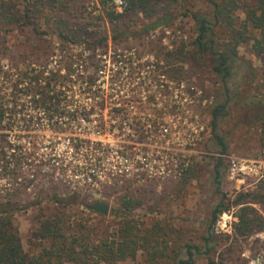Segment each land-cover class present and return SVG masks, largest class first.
Wrapping results in <instances>:
<instances>
[{"label":"trees","instance_id":"trees-1","mask_svg":"<svg viewBox=\"0 0 264 264\" xmlns=\"http://www.w3.org/2000/svg\"><path fill=\"white\" fill-rule=\"evenodd\" d=\"M71 1L0 0V34L4 38L19 31L24 35L22 44L30 49L23 52L24 59L19 58L6 69L0 56V171L9 185L0 187V264H110L133 259L138 253L145 255L146 264H196L201 257L214 263L212 255L219 243L215 224L219 215L231 207H237L231 225L235 237L263 230L264 187L239 193L233 199L221 188L226 168L221 155L228 152V140L217 126L218 120L228 116L232 106L236 107L243 121L258 127L259 139L264 143V0H123L125 6L121 12L113 9L112 0H98L114 32L113 40L148 34L160 26L169 27L178 18L191 22L190 35L186 40L180 39L179 47L166 58V64L178 61L179 66L168 69L172 74L182 71L180 76L185 77L184 65L194 60L195 65L206 67L204 69L221 82V93L210 108V146L216 149L217 155L211 157L209 179L215 199L208 205L203 233L197 239L183 240L173 227L167 231L157 222L142 226L143 222L133 218L130 212L140 206L143 198L130 193L125 192L117 199V227L102 230L97 235L81 220L73 225L69 222L64 206L74 203L75 195L64 199L54 194L53 205L42 206L33 231L40 239L39 249L32 252L23 248L13 215L30 206L24 196L34 180L21 168L29 164L40 172L51 159L48 153L35 157L34 161H23L32 156L37 144L36 138H32V129L42 124L39 119H44L46 125L58 127L55 131H65L62 125L66 121L60 122L62 118L75 120L93 110L94 104L86 111L87 106L81 103L80 96L85 94L94 101L96 98V78L81 80L78 77V84L77 79L73 80L75 68L71 55L64 54L65 62L58 70L46 69L41 64L32 66V60L26 64L28 56L35 55L37 62L41 60L39 54L49 45L44 38L46 30L38 26V19L48 18V14L50 19L53 17L54 31L59 38L95 44L91 36L96 32L70 19L76 9ZM139 14L146 22L139 30H131ZM241 47L254 54L260 66L241 55ZM48 54L54 55L52 51ZM62 69L64 73L59 72ZM3 83L9 84L10 91H2ZM76 85L78 93L74 90ZM184 127L179 126L180 130ZM12 131L18 132L11 139ZM92 158L82 160L92 165ZM58 165L64 169L72 167L63 158L58 159ZM188 178L186 176V180ZM252 204H258L261 211Z\"/></svg>","mask_w":264,"mask_h":264},{"label":"rangeland","instance_id":"rangeland-1","mask_svg":"<svg viewBox=\"0 0 264 264\" xmlns=\"http://www.w3.org/2000/svg\"><path fill=\"white\" fill-rule=\"evenodd\" d=\"M71 4L76 5V9L70 19L82 22L89 30H94L96 34L91 36V40L95 41V44L82 41L67 42L59 38L56 35L57 31H54L53 17L50 19V14H48L49 19L45 16L38 19V26L40 30H46L47 34L44 38L48 40L49 45L45 47V52L39 54L41 60L37 62L35 55L28 56L26 64L32 60V66L41 64L46 66V69L58 70L65 62L64 54L71 55L75 68L73 80H78V77L81 80L88 77L96 78V98L94 101L87 98L85 94L80 96L81 103L87 106L84 107L86 111L94 104L93 110L74 122L63 124L65 131H55L58 127L46 125L44 119H39L42 124L32 129V138H36L37 144L32 151V156L23 161H34L35 157L40 158L48 153L51 159L47 166L41 168L40 172L35 171L34 166L31 167L29 164H24L21 168L26 176L34 180L24 196L30 206L26 210L21 208L13 215V222L20 235L23 248L32 252L39 249L40 239L33 234V231L38 223V216L43 211L42 206L53 205L51 197L54 194L64 199L71 194L76 196L74 203H67L64 206L70 218L69 222L73 225L81 220L93 229L94 235L102 230L111 231L117 227L119 219L116 214L117 199L127 192L143 198L140 206L130 212L133 218L143 222L142 226H150L157 222L164 230L175 228L183 240L197 239L204 231L208 205L215 199L209 179L213 163L211 157L217 155L216 149L210 146L212 120L210 108L217 101L218 94L221 93V82L204 69L206 67L201 68L195 65L194 60L191 61L192 65H184L185 77L180 76L182 71H173L174 74L171 73L172 70L169 71L171 66H179L180 63L177 61L176 64H166V58L171 57L170 53L179 47L181 38L186 40L190 35L191 22L186 18H178L169 27L160 26L148 34L122 36L113 40L114 32L104 17L98 0H72ZM113 9L116 10L115 7ZM145 22L146 20L139 14L136 22L131 24V30H139ZM23 41L24 35L19 31L11 32L4 38L3 34H0V49H2L0 56H2L1 64L4 69L10 68V65H14L19 58L24 59L23 52L30 51L26 45L22 44ZM62 48L63 50L60 51ZM48 51H52L54 55L50 56L51 53L48 54ZM118 52L145 55L146 60L143 58L140 61L141 67H139L143 74H146L144 72L146 71V75L152 77L157 71H163L167 81L174 79L185 87L194 85L202 90L201 95L199 97L197 95L198 99L194 100L191 105H184L179 109L161 108L158 107L159 104L155 107L150 106V108L132 109L131 102H128L122 93L111 92L108 83L109 76L97 72L100 65L105 63L104 54L112 55ZM239 52L251 60L254 65L260 66V60L246 48L241 47ZM59 72L64 73V70ZM78 82L80 81L78 80L77 84ZM1 85L2 91H10L8 83ZM74 90L78 93L77 85ZM73 98L76 99V96ZM166 102L168 99H163L160 104ZM120 108H124L123 114L119 112ZM143 114L161 122L164 127L168 128L167 132L162 130L165 138L160 135L162 140L157 141L159 137H154L156 131L151 133L152 138L150 139H147L145 134H143L145 136L131 134L129 130L131 125L129 126L127 119ZM181 125L187 126L184 129L191 127L190 139H181L184 134L181 132L187 131L181 130L180 132L178 128ZM217 130L228 140V152L225 154L226 157H223L226 168L221 182L222 190L230 199H233L239 193L251 192L258 187H264V143L259 139L258 127L243 121L239 109L232 106L229 115L218 120ZM15 132L18 131L10 133L11 139ZM24 133L27 132H22ZM79 138L84 141L79 153L90 151L92 142L99 139L110 144L113 150L120 145L122 151H131L132 142H141L138 144L140 147L147 145L148 149L154 151L156 145L161 146L163 151L159 153V157L154 154L157 158L156 165L169 170L170 176L163 179L156 178L142 185L126 180L122 184L106 182L98 183V186L97 184L92 187L85 186L81 179L75 176L76 170H70L76 167L81 159L74 156L73 150L75 149L71 144H75ZM144 141L145 143H142ZM230 157L251 164L253 170L246 175H240L238 179H229L227 167ZM59 158L65 159L72 167L66 169L60 167ZM186 176H189L187 180ZM4 184L8 185L3 172L0 171V187L4 188ZM96 200L109 203L107 216L94 213L86 208V204ZM252 206L260 210L258 204H252ZM236 209L237 207H231L230 210L220 214L215 224L214 230L219 243L216 252L212 255L214 263L201 257L196 264H264V229L246 237H235L231 225ZM110 264H146V259L144 254L138 253L133 259L128 258Z\"/></svg>","mask_w":264,"mask_h":264},{"label":"built area","instance_id":"built-area-1","mask_svg":"<svg viewBox=\"0 0 264 264\" xmlns=\"http://www.w3.org/2000/svg\"><path fill=\"white\" fill-rule=\"evenodd\" d=\"M112 4L117 11H122L125 6L123 0H112ZM143 58L146 60L145 55L135 53L122 54L118 52L112 55L104 54L103 60L105 63H102L97 71L101 75L105 73L109 76L108 83L110 90L113 93H122V96L128 102H131L130 107L132 109L150 108V106L155 107L157 104L161 108L179 109L181 106L191 105L201 95L202 90L194 85H187L185 87L177 80L170 79V81H167L163 71H157L152 77L146 75V71H144L146 74H143V71L139 69L141 67L140 61ZM135 68L137 70H133ZM197 95L198 97H196ZM163 99H168V102L160 104ZM123 110L124 108H120L119 112L123 114ZM75 120L62 118L60 122L66 121V123H71ZM127 123L129 126H132V128L131 126L129 127L131 134L136 136L145 134L147 136H143L150 139L152 138L150 137L151 133L156 131L157 133L154 137H159L156 139L157 141L162 140L160 135H163L165 138L164 132L168 131V128L164 127L161 122L149 118L144 114L142 116L128 118ZM190 128L183 129L187 130L186 132H181L180 128H178L181 133H184L181 139H190L192 135ZM68 139L74 140L71 138ZM83 142L82 138H79L75 141V144H71L75 149L73 150L74 156L81 158L77 162L78 167L76 166L74 169L76 170L75 176L79 180L81 179L85 186L92 187L96 184L98 186V183L106 182L109 184H122L126 180L135 181L142 185L148 184V182L156 178L163 179L166 176H170L169 170L156 165L157 158L154 154L159 157V153L163 151V147L161 146L156 145L154 151L148 149L149 146L147 145L140 147L138 144L141 142H132L133 146L131 151H122L120 145L113 150L110 144L99 139L94 143L92 142L90 151L79 153L83 148ZM142 143H145V141ZM221 156L226 157L225 154ZM90 157H93L91 159L93 161L92 165H88L86 161H83V158L87 160ZM70 170L72 171L73 168ZM252 170L253 166L251 164L238 160L235 157H230L227 167L229 179H238L240 175H246Z\"/></svg>","mask_w":264,"mask_h":264},{"label":"water","instance_id":"water-1","mask_svg":"<svg viewBox=\"0 0 264 264\" xmlns=\"http://www.w3.org/2000/svg\"><path fill=\"white\" fill-rule=\"evenodd\" d=\"M109 203L97 200L92 203L86 204V208L94 213L101 214L103 216H107L109 212Z\"/></svg>","mask_w":264,"mask_h":264}]
</instances>
